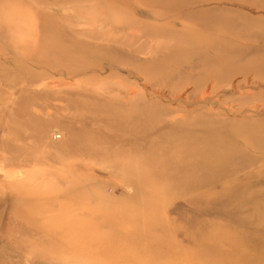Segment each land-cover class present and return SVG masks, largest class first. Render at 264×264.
Instances as JSON below:
<instances>
[{"label": "rangeland", "instance_id": "obj_1", "mask_svg": "<svg viewBox=\"0 0 264 264\" xmlns=\"http://www.w3.org/2000/svg\"><path fill=\"white\" fill-rule=\"evenodd\" d=\"M0 264H264V0H0Z\"/></svg>", "mask_w": 264, "mask_h": 264}, {"label": "bare ground", "instance_id": "obj_2", "mask_svg": "<svg viewBox=\"0 0 264 264\" xmlns=\"http://www.w3.org/2000/svg\"><path fill=\"white\" fill-rule=\"evenodd\" d=\"M108 14H109V12H108ZM101 27H103V26H101ZM111 27H113V26L111 25ZM88 111L89 112H85L83 110V113H80L78 115L79 117H75L74 121H77V123H75L74 126H72L70 128V133H71L72 139H74V141L72 142V144L69 148V151H68V158H66V160H68V161L73 160L74 158L75 159L76 158L77 159H92L96 155H100L101 152H103L104 154L106 152L104 150L98 149V147H101V144L104 140L110 141V139L109 140L100 139V138L99 139H96V138L90 139V135L96 134V133H94L95 131H93L91 126L93 125L94 122H96L98 117H97V115H95L96 113L92 112L93 109H89ZM242 134H239V135L242 136ZM231 138H232V136H230L229 138H228V136H224L221 138H209L208 135H206V136H204V138L201 137L200 139H229L231 141ZM197 146H198V144H197ZM181 148L185 149L186 147H181ZM194 148H195L194 150H196V146H194ZM205 155H207V154H205ZM90 156L91 157L93 156V157L88 158ZM207 159L210 161V163H212V157L211 156L210 157L207 156L206 160ZM163 168H165V167H163ZM8 172H11V170ZM22 174H24V171ZM22 174H20V176ZM25 174H26V171H25Z\"/></svg>", "mask_w": 264, "mask_h": 264}]
</instances>
